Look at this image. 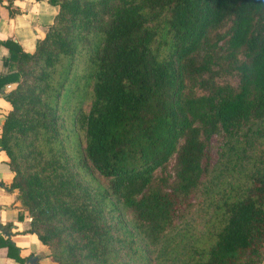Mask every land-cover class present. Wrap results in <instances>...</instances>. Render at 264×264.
I'll return each mask as SVG.
<instances>
[{
	"label": "trees",
	"instance_id": "trees-1",
	"mask_svg": "<svg viewBox=\"0 0 264 264\" xmlns=\"http://www.w3.org/2000/svg\"><path fill=\"white\" fill-rule=\"evenodd\" d=\"M48 2L4 42L0 150L50 261L261 264L264 0Z\"/></svg>",
	"mask_w": 264,
	"mask_h": 264
},
{
	"label": "crops",
	"instance_id": "crops-1",
	"mask_svg": "<svg viewBox=\"0 0 264 264\" xmlns=\"http://www.w3.org/2000/svg\"><path fill=\"white\" fill-rule=\"evenodd\" d=\"M57 13V6L48 0H0V73L7 71L2 60L9 55L4 42L16 43L23 52L31 53ZM15 83L4 85L8 92ZM10 109L0 93V131L3 119ZM13 178L7 167V157L0 150V264H26L30 256L37 264H54L48 258V249L29 230V217L22 210L16 189H6ZM12 244L11 254L2 243ZM16 258H19L17 260ZM264 264V260L261 262Z\"/></svg>",
	"mask_w": 264,
	"mask_h": 264
},
{
	"label": "rangeland",
	"instance_id": "rangeland-1",
	"mask_svg": "<svg viewBox=\"0 0 264 264\" xmlns=\"http://www.w3.org/2000/svg\"><path fill=\"white\" fill-rule=\"evenodd\" d=\"M219 83H223V82H227L229 83L232 87H235L237 85V76L236 74H229V72H225V73H220L219 77L217 78ZM211 156L213 157V159L216 157V150L217 147L220 143V139L218 137H212L211 139Z\"/></svg>",
	"mask_w": 264,
	"mask_h": 264
},
{
	"label": "water",
	"instance_id": "water-1",
	"mask_svg": "<svg viewBox=\"0 0 264 264\" xmlns=\"http://www.w3.org/2000/svg\"><path fill=\"white\" fill-rule=\"evenodd\" d=\"M26 264H37V258L34 256H30L26 260Z\"/></svg>",
	"mask_w": 264,
	"mask_h": 264
}]
</instances>
